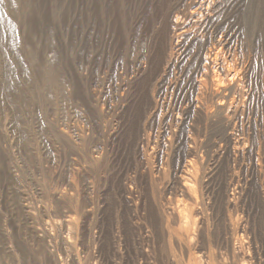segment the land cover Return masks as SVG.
Wrapping results in <instances>:
<instances>
[{
  "label": "rangeland",
  "instance_id": "rangeland-1",
  "mask_svg": "<svg viewBox=\"0 0 264 264\" xmlns=\"http://www.w3.org/2000/svg\"><path fill=\"white\" fill-rule=\"evenodd\" d=\"M0 264H264V0H0Z\"/></svg>",
  "mask_w": 264,
  "mask_h": 264
},
{
  "label": "bare ground",
  "instance_id": "bare-ground-1",
  "mask_svg": "<svg viewBox=\"0 0 264 264\" xmlns=\"http://www.w3.org/2000/svg\"><path fill=\"white\" fill-rule=\"evenodd\" d=\"M211 1V0H210ZM202 2V1H201ZM200 2V3H201ZM199 3V4H200ZM203 3V2H202ZM201 3V4H202ZM212 3H207V7L206 9H209ZM6 5V4H5ZM213 5V4H212ZM13 6V4H12ZM215 6V5H214ZM212 7V6H211ZM200 8V5H199ZM201 10V9H200ZM207 11V10H205ZM205 11H204V15H205ZM198 13V12H197ZM201 13V12H200ZM198 15V14H197ZM200 16V15H199ZM198 16V17H199ZM185 17V16H184ZM196 17V18H198ZM202 17V16H201ZM200 19V18H199ZM206 19V18H205ZM187 22V21H186ZM185 22V23H186ZM197 22V20H196ZM173 23V22H172ZM176 23V22H175ZM177 24V23H176ZM205 24V23H204ZM178 25V24H177ZM3 26V25H2ZM175 26V25H174ZM197 27V26H196ZM195 27V28H196ZM205 27V26H204ZM185 30H186V26H185ZM223 31V30H222ZM185 32V31H184ZM233 30H232V34H233ZM211 33V32H210ZM223 33V32H222ZM191 34V33H190ZM231 34V35H232ZM235 38V37H234ZM237 38V37H236ZM228 39V38H227ZM226 39V41H227ZM223 40V39H222ZM233 42V41H232ZM179 44V43H178ZM218 47H214V49H212V51H209L211 53H209V55L206 57V67H205V71L202 74V76L200 77V80L198 82V89L199 92L202 94V96L204 94H207L208 92H211L213 90H216V88H220L222 87L226 81L229 82H233L237 79V74L238 71H236L235 73V67L232 64V61L230 60V56L229 54H227V43L224 44L223 42L218 40ZM232 44V43H231ZM231 48V45L230 47ZM233 50V49H232ZM24 51V50H23ZM234 53V51H233ZM236 58V56L234 57ZM205 59V58H204ZM203 60V59H202ZM236 61V60H235ZM235 63V62H234ZM232 64V65H231ZM205 65V64H204ZM236 65V64H235ZM245 67V66H244ZM234 69V70H232ZM239 69V68H238ZM247 70V69H246ZM242 71V70H240ZM242 73V72H241ZM239 74V73H238ZM244 74V73H243ZM198 75V74H197ZM201 75V74H200ZM242 78V76H241ZM196 79V78H195ZM243 79V78H242ZM27 80V79H26ZM245 80V78H244ZM239 81V80H238ZM236 82V81H235ZM197 85V84H196ZM236 86V85H235ZM233 88V87H232ZM222 89V88H221ZM227 89V88H226ZM236 89V88H235ZM229 90V89H228ZM234 90V89H233ZM13 91V90H12ZM198 91V90H197ZM219 91V90H218ZM221 91V90H220ZM224 92V91H223ZM233 92V91H232ZM216 93V91H215ZM228 93V92H227ZM231 93V92H230ZM198 94V93H197ZM221 95V93H220ZM223 95V94H222ZM199 97V96H198ZM206 98V97H205ZM215 98V97H214ZM229 98V97H228ZM234 98V97H233ZM202 99V98H200ZM208 99V98H206ZM226 98H222L221 102H225ZM230 100V99H229ZM193 101V100H192ZM195 101V100H194ZM198 102H200V100L198 99ZM217 102V101H216ZM220 101H218L219 103ZM195 103V102H194ZM209 103V102H208ZM217 103V104H218ZM229 103V101H228ZM231 103V102H230ZM216 104V105H217ZM220 104V103H219ZM193 106V105H192ZM195 106V105H194ZM221 107V106H220ZM186 108V107H185ZM202 108V107H201ZM198 109V108H197ZM204 109V108H203ZM214 109V108H213ZM215 115V114H214ZM213 116V115H212ZM187 224V223H186Z\"/></svg>",
  "mask_w": 264,
  "mask_h": 264
}]
</instances>
